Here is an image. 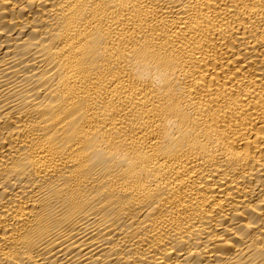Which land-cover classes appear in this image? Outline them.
Segmentation results:
<instances>
[{"label":"bare ground","instance_id":"obj_1","mask_svg":"<svg viewBox=\"0 0 264 264\" xmlns=\"http://www.w3.org/2000/svg\"><path fill=\"white\" fill-rule=\"evenodd\" d=\"M0 264H264V0H0Z\"/></svg>","mask_w":264,"mask_h":264}]
</instances>
